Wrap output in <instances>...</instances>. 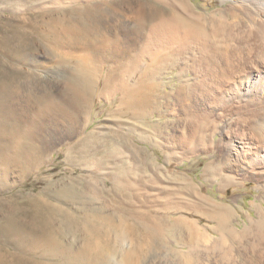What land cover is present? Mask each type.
Listing matches in <instances>:
<instances>
[{
    "label": "bare ground",
    "instance_id": "6f19581e",
    "mask_svg": "<svg viewBox=\"0 0 264 264\" xmlns=\"http://www.w3.org/2000/svg\"><path fill=\"white\" fill-rule=\"evenodd\" d=\"M182 1L112 2L121 12L133 14L140 22V32L134 33L133 39L126 36V24L112 25L99 20L87 30L91 40L102 43L101 54L115 57L101 94L105 96L113 89L120 97L118 106L107 115L112 118L116 115L119 119L124 110L130 113L131 120L151 118L153 114L146 109L156 105L154 93H158L156 91L163 85L157 79L158 74L169 62L172 61L174 66L182 60L181 66L172 67L177 75L188 77L185 82L189 81L187 86L191 88L194 104L203 109L196 108L198 112L188 117L191 126L186 143L201 136L202 148L210 155L217 154L221 147V157L218 153L216 163L206 164L205 174L214 169V174L227 182L228 177L237 174L263 187L264 0H220L224 4L218 9L221 20L214 26L205 24L201 14L187 11V6L191 5L187 0L184 1L186 5ZM38 3L39 0H0V9L10 11L0 20V53L3 55H0V190L8 187L10 173L20 176L42 166L48 152L53 150L52 141L61 143L65 139L56 136V127H65L69 122L77 139L66 145L65 157L86 156L88 173L58 188L49 183L38 194L0 197V264H106L108 256L115 255L121 264H134L144 247L153 248L167 232L177 244L189 251L196 246L195 240L189 239L190 243H186L176 238L178 230L174 228H187L190 238L203 235L189 218L191 214L215 222L208 226L214 233L207 228L204 231L206 238H218L212 246H223V240H229L227 242L235 246L236 238L253 236L248 242L253 247V257L250 259L240 246L237 258L234 256V261L228 264H264V204L256 200H264L262 195L251 200V206L256 210L255 217L246 212L247 221L242 220L241 223L238 217L233 220L229 217V206L207 202L195 191L196 200L192 199V194H189L192 200L189 196L186 198L195 205L194 209L175 201L176 198L172 200L163 190L159 194L166 201L154 204L149 201L147 186L142 182L132 184L128 178L109 176L106 161L97 160L94 155L96 147L90 139L92 135L87 136L82 127L89 119L88 104L96 66L79 60L81 63L67 78L66 91L61 88L64 79L60 71L50 67L46 74H42L25 67L33 61L38 66L44 64L41 60L32 57L28 60L21 56L24 46L32 47L36 34H39H35L34 26L40 22H51L23 13L35 8L43 9ZM82 38L78 37V44L83 45ZM91 40L86 46L95 52L97 50ZM16 52H20L19 60L23 64L14 63V59L9 57ZM138 71V81L130 84V79ZM125 74L129 78L127 82L123 80ZM53 89H59L57 95L52 94ZM37 93L39 95L35 97ZM216 135L220 139H216ZM99 177L102 178L101 187L96 184ZM148 189L155 195L153 187ZM126 190L130 194L124 195V199L119 197L120 191L125 194ZM104 193L107 197L113 195L111 205L117 208L114 218L110 214L102 215L103 205L95 206V200ZM236 214L240 216L237 210ZM159 220L167 223L166 226L159 225ZM80 234H85L87 240L79 245ZM110 236L112 240H109ZM137 236L142 240L124 247L127 239H137ZM224 247L226 249L222 251L227 253L230 247Z\"/></svg>",
    "mask_w": 264,
    "mask_h": 264
},
{
    "label": "rangeland",
    "instance_id": "374dc122",
    "mask_svg": "<svg viewBox=\"0 0 264 264\" xmlns=\"http://www.w3.org/2000/svg\"><path fill=\"white\" fill-rule=\"evenodd\" d=\"M115 1L120 0H39L38 5L41 4L43 9L35 8L31 10L32 12L26 11L23 13L31 15L35 19H44L47 22H51H40L34 26L35 34H39H36L32 47L26 46L22 42L25 46L21 52V56L28 60L30 57L34 58V60H41L44 64L38 66L33 61L25 64V67L35 69L38 73L40 72L42 74H46L50 67L60 71L62 74L61 78L64 79L61 88L62 91H66L69 82H67V78H69L70 74L77 68L81 61H84L86 64L89 63L92 67L96 66L97 73H95L93 78V92L88 104L89 119L88 121L85 120L87 123L84 122L85 126L82 127H84V132L87 136L92 135L90 139L96 147L94 155L97 160L104 159L103 161H106L105 164L108 174H111L109 175L110 177L128 178L132 184L133 182H142L144 186H147L146 191L148 192L149 201L151 200V203L154 202V204L166 201L162 194H159V191L162 192L163 190L169 193L168 197H172V200L176 198L175 201L178 200L179 202L186 203L190 208L194 209L195 205L192 204V201L186 200V198H188L189 194H192V199L196 200V197L194 198L195 191L206 198L207 202L211 201V203H221L229 206L228 210L230 212L228 214L232 220L238 217L241 223L242 220L247 221L246 212H249L255 217L256 210L251 206V200H255L257 195L264 197V185L261 188L254 180H244L242 176L237 174L228 177L229 181L227 182L226 179L222 180L220 175L219 177L218 175L216 176L213 171L214 169L205 174L204 168L206 164H210L211 162L216 163L215 160L221 147H219L217 154L211 153L210 155L206 153V149L204 150L202 148L203 146L199 139L201 136L199 138H193L188 144L186 143L191 126L188 117L193 112H198V110L203 111V109L196 107V104H194V99L190 92L191 88H189V85L187 86L189 81L187 80L188 82H185V79L188 77L185 74L177 75L175 68H173L175 65L181 66L183 64L182 60H179L174 66L172 61L169 62L163 72L158 74L157 79L164 86H161L162 89L158 88L159 91H156L158 93H154V98H156L154 101L157 106L155 105L152 108L149 107L146 109V111L153 114L151 118L146 117L143 121H135L133 119L134 122L130 118V113L124 110V114L121 112L120 118L118 117L119 119L115 117L116 115L113 118L107 115L109 111L115 110L114 108L118 106L120 97L119 93L113 89L106 92L105 96L101 94L105 77L115 64V57L110 54H101L103 48L102 43L91 40L92 36L87 30L92 28L91 26H94L99 20H105L104 22L112 25L117 23L123 26L126 24L124 26L127 32H125L127 34L126 36L133 39L135 36L134 33L137 34V32H140L139 28H141L140 22L138 23V20L136 21L133 14L121 12L113 5L112 2ZM184 1H182V4L186 5ZM187 2L190 3L191 7L187 6L186 10H189V12L192 11L195 15L201 14V20L205 24L214 26L220 23L221 16L218 9L224 6V4L220 3V0H187ZM49 10L51 11L49 12ZM19 11L17 10L16 12ZM39 13L42 15L40 16ZM9 14V10L0 9V20H3V15ZM67 27L71 28L69 29ZM65 29L69 31H65ZM48 31L50 32L48 33ZM81 36L83 37V45L77 42L78 37ZM89 40L94 42L97 51L91 52V49L86 46L87 42H90ZM13 45L15 47L17 44L15 43ZM19 54L20 52H16L14 56L9 57L14 59V63L23 64L19 60ZM0 55L3 57L2 53ZM79 60L81 61L79 62ZM171 67L172 69H170ZM139 71L134 75L135 77L132 76L131 81L129 80L130 84L139 79ZM126 75L123 76L125 79L122 78L127 82L129 78L128 76L126 78ZM58 92L59 89H53L52 94L57 95ZM38 95L37 93L35 97H38ZM108 116L111 118V121L107 119L109 118ZM69 123L65 125L66 128L63 125L56 127V136L59 139L61 137H65V139L61 143L59 141L55 142V140L52 141L54 145L53 150L48 152L46 162L42 166L32 170V172L24 175L19 176L16 173H10L8 175V187L0 190V197L14 194H38L49 183L55 185V188H58L65 182L68 183L73 179L79 180L82 176L87 175L88 167L86 165V156L82 154L81 156L71 157L70 159L65 157L66 145L77 139L71 132L72 125ZM148 135L150 136L148 137ZM216 139H220V136L216 135ZM226 174L224 173V175ZM101 181L102 178L100 177L96 179L97 186L101 187ZM107 183L111 187L109 179ZM226 184L229 185L221 190ZM150 187H153L156 196L151 192V189H148ZM125 192L124 194V192L120 191L119 197H123L122 199H124L126 198L124 195L130 194L127 190ZM105 195L104 193L103 196L95 200V206L101 207V205H105V207H101L104 213L102 215L110 214L109 216L114 218L117 213V208L114 204V206L111 205L113 195H108V197ZM191 197L190 200H192ZM48 198L50 199V197ZM115 198L119 199L118 197ZM256 200L264 204V200ZM105 202L106 204H104ZM236 210L240 216L235 215ZM189 218L197 225L198 230L200 229L199 232H203L204 234L202 233L203 235L199 238H190V233L187 228L176 227L174 228L175 231L178 230L176 238L179 237L181 240H185L186 243L195 240L194 243L197 247L193 242L192 246H195L196 249L192 247L194 250L191 248L189 250L188 248L191 252L187 251L186 247L177 244L174 241L175 239L167 232L164 238L159 240L153 248L146 249L144 247L138 253L140 255L139 259L134 264H228L234 261V256H237V248H240V246L247 252L250 259L253 257V247L248 243L253 237L251 234L245 238H236L238 241L235 246H231L230 242H227L229 240L221 241V243H224L223 246L222 244L212 246L218 238L217 240H213L207 236V239L204 231L207 228L214 233L208 226L214 225L215 222L207 221L204 217L192 214L189 215ZM263 219L264 213L262 214ZM241 223L239 225L240 227H242ZM158 224L161 226L165 224L166 226L167 223L163 224L159 220ZM109 238V240H112L111 236ZM200 238L205 240H201ZM86 240L87 236L80 234L77 242L80 245ZM138 240L141 241L142 238L137 236V239H127L124 247L127 248L128 244L131 246V243H135ZM224 245L230 247L227 253L222 251L225 248ZM8 247L13 250L12 246ZM119 259L116 255L108 256V263L106 262V264H121Z\"/></svg>",
    "mask_w": 264,
    "mask_h": 264
}]
</instances>
